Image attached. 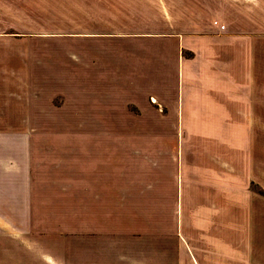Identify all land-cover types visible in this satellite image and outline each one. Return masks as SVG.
Segmentation results:
<instances>
[{"label":"crops","instance_id":"crops-1","mask_svg":"<svg viewBox=\"0 0 264 264\" xmlns=\"http://www.w3.org/2000/svg\"><path fill=\"white\" fill-rule=\"evenodd\" d=\"M32 17L48 28L14 29ZM66 41L86 105L116 97L175 125L148 162L70 161L68 224L37 225L43 178L3 187L0 264H264V0H0L4 92L30 51Z\"/></svg>","mask_w":264,"mask_h":264},{"label":"rangeland","instance_id":"rangeland-1","mask_svg":"<svg viewBox=\"0 0 264 264\" xmlns=\"http://www.w3.org/2000/svg\"><path fill=\"white\" fill-rule=\"evenodd\" d=\"M34 7L30 6L29 15L34 16L42 10L39 8L36 11ZM43 9L47 11L49 8ZM31 20L36 18H30L28 25H14V29L28 26V30L25 28L24 31L33 33L49 26ZM52 43L47 42L43 51H30L27 57L30 65L28 76L21 79L19 72L10 73L12 86L6 92L0 81V101L4 99L9 104L7 114L0 112L3 115L0 116V182L5 183H0V190L11 189L16 195L28 186L29 182H22L25 177H33V182L43 178L40 181L43 188L51 193L54 191V196L52 198L51 195L50 201L45 202L48 206L43 208L37 225L51 222L57 226L70 222L67 207L70 161L88 158L148 162L153 148L150 144L155 138L157 144L163 145L165 137L160 129L166 127L167 122L174 127L175 121H165L148 109L138 110L128 101L120 99L122 102H117L116 97L110 98L109 105L106 104L104 111L107 113L101 112L100 103L92 106L90 101L89 107L85 104V89L79 86L83 82L76 75L84 74L85 68L75 67L77 57L68 54L67 41ZM58 48L65 49V55L60 56ZM49 180L53 182L48 184ZM253 190L256 188L253 187ZM61 198H64L62 202ZM18 218L13 217V220ZM89 219L81 217L77 218V222ZM59 236L67 240L64 238L68 233L61 232ZM66 255L67 252L63 259H67Z\"/></svg>","mask_w":264,"mask_h":264}]
</instances>
